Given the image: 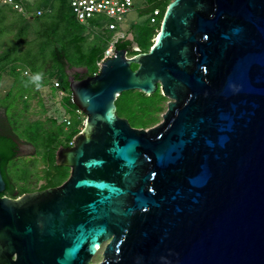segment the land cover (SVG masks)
Returning a JSON list of instances; mask_svg holds the SVG:
<instances>
[{
    "label": "water",
    "instance_id": "1",
    "mask_svg": "<svg viewBox=\"0 0 264 264\" xmlns=\"http://www.w3.org/2000/svg\"><path fill=\"white\" fill-rule=\"evenodd\" d=\"M70 85L68 179L1 195L0 164V264H264V0H172L149 51ZM137 89L170 98L157 126L118 113Z\"/></svg>",
    "mask_w": 264,
    "mask_h": 264
},
{
    "label": "trees",
    "instance_id": "2",
    "mask_svg": "<svg viewBox=\"0 0 264 264\" xmlns=\"http://www.w3.org/2000/svg\"><path fill=\"white\" fill-rule=\"evenodd\" d=\"M16 1L22 5V9L0 2V84L3 72L8 67L14 77L11 89L0 99V107L6 110V116H0V125L4 126L6 131H0V164L7 181V188L1 195L10 196H20L32 189L24 183L20 192L16 193L9 168L18 158L17 145L8 133H13L18 138L26 137L39 145L45 164L43 177L47 179L40 189L61 185L70 176L71 168L58 163L57 151L61 146H69L85 125L75 119L73 125L66 130L64 123H58L53 118L49 117L50 121L47 123L42 120H30L25 114L35 99L44 106V99L40 98V87L50 85L54 77L60 78L63 87L70 91L64 103L71 108H77L73 100L69 70L73 67L86 68L85 72H78L76 78L95 74L98 71L97 61L108 46L106 38L103 41L98 35L94 42H89V36L86 34L89 27L104 26L105 21L98 17L87 22L79 21L72 10L70 0ZM171 1L147 0V5L143 8L145 14L150 15L156 8L161 9V14L156 24L148 17L146 34H142L138 27L133 25L134 40L139 49H131L132 40L126 37L121 38L116 47L128 49L130 56L148 51L156 42L155 38L159 35L164 14ZM5 37L6 40L3 41ZM138 66L133 64L134 69ZM25 70H29V73L25 74ZM37 74L40 75V80L33 82V77ZM161 95V89L152 95L138 89L130 90L126 95L119 96V102H122L117 103L118 113L129 118L133 125L145 127L149 125L145 118L151 115L148 113L152 108L150 99L155 98L160 103Z\"/></svg>",
    "mask_w": 264,
    "mask_h": 264
},
{
    "label": "rangeland",
    "instance_id": "3",
    "mask_svg": "<svg viewBox=\"0 0 264 264\" xmlns=\"http://www.w3.org/2000/svg\"><path fill=\"white\" fill-rule=\"evenodd\" d=\"M30 1L37 2L38 0H30ZM0 2L4 3L3 0H0ZM146 5H147V0H136L134 8L131 9L130 12L126 14L122 19L118 20L119 28L116 31V34L120 35L122 32V34H125L126 38L132 39L135 42L133 25L137 26L142 34H146L147 25H148L147 20L148 17L150 16L145 14V11L143 9ZM86 34H88L89 36V42H94V40H96V37L99 35L101 38H103L102 39L103 41L106 38L109 44V41L115 35V31L109 30L105 26H95V27H89L88 30L86 31ZM157 37L155 38V41L157 40ZM4 40H6V37L3 39V41ZM132 49L133 50L139 49V45L137 43H133ZM80 68L83 71H86V68L83 67ZM13 80L14 77L10 72V67H8L3 72V77L0 84V99L9 92ZM40 89L44 94L51 92L48 84L40 87ZM128 91L130 90L124 91L121 95H126ZM161 93H162L161 99H159V102L161 100L160 103H158V100L155 98L150 99V104L152 108L149 110L148 113H150L151 115L145 118V121L149 122V125L145 126V128H151L157 126L158 124L164 121L163 113H166L168 110L170 98L167 95H165L162 90ZM120 102H122V100H120ZM120 102L118 98L117 103L119 104ZM51 104H53V109L51 111H46L44 110V106L42 107L39 101L35 99L32 101L31 107L26 112L25 115L30 120H42L48 123L50 121L49 116L51 113L55 112L57 114H61V108L59 107L58 102L57 104H55V102L54 103L52 102ZM21 106H23V104H21ZM67 128L68 127H66V130ZM44 169H45V164L42 161L41 152H38L36 156H22L17 158L14 161L13 165L9 168V172L12 175L14 185L16 186V193L18 194L20 192V190L22 189V185H24V183H27L31 187L32 191L39 190L47 182V179L43 177ZM24 170L28 171V173L25 172ZM110 241L111 240H107L102 244L100 250L93 257L94 262H98L103 259L104 252Z\"/></svg>",
    "mask_w": 264,
    "mask_h": 264
},
{
    "label": "built area",
    "instance_id": "4",
    "mask_svg": "<svg viewBox=\"0 0 264 264\" xmlns=\"http://www.w3.org/2000/svg\"><path fill=\"white\" fill-rule=\"evenodd\" d=\"M4 3L13 4L15 8L22 9V5L16 0H3ZM136 0H70L72 10L81 22H87L91 18L98 17L105 21L104 26L112 31H115V35L109 41V44L103 54V56L97 61L98 74L103 67V63L107 59L112 58L116 53V43L125 37V34L118 35L116 31L119 28L118 20L122 19L126 14L134 8ZM41 14V11L39 12ZM161 14V9L156 8L150 14V19L153 24L159 21V15ZM29 70H25V74H28ZM50 93L40 94V98L44 99V108L46 111H51L53 109V104H57L61 108V114L51 113L50 118H53L58 123H64L66 127H71L74 120L77 119L80 124L85 125L87 121V115L85 111L80 108H71L64 103L67 96L70 95V91L63 87V82L58 77L51 79ZM54 92V94H51ZM58 99V101H57ZM57 101V102H56ZM74 140L70 142L69 145H73Z\"/></svg>",
    "mask_w": 264,
    "mask_h": 264
},
{
    "label": "flooded vegetation",
    "instance_id": "5",
    "mask_svg": "<svg viewBox=\"0 0 264 264\" xmlns=\"http://www.w3.org/2000/svg\"><path fill=\"white\" fill-rule=\"evenodd\" d=\"M132 40V39H131ZM133 43H136V42H134L133 40H132V44ZM131 49H132V45H131V47H130ZM77 68V67H76ZM76 68L75 67H73V68H71V70H69V74H70V77H71V73L73 74L74 73V75H76L78 72H76ZM78 68H80V67H78ZM82 72H85V71H82ZM0 116H2V117H5L6 116V110H5V108L4 107H0ZM0 131L2 132V133H5L6 131H5V129H4V126H2V125H0ZM8 133V132H7ZM8 135L9 136H14V137H16V138H18L17 136H15L13 133H8ZM21 142H23V143H25V144H27V145H31V144H34L35 146H36V150H35V152H34V154H29L28 152V148L27 147H21V146H19L17 143H16V145H17V147H16V153H17V157L19 158V157H22V156H36L37 154H38V152H40V147H39V145L38 144H36V143H34L33 141H31V140H29L28 138H18ZM67 146V145H66ZM55 187V186H54ZM49 188V187H48ZM46 189V188H45ZM39 190H42V189H39ZM34 191H37V190H34ZM29 192H31V191H29ZM27 193V192H26ZM24 194V193H23ZM22 195V194H21ZM16 197V196H15Z\"/></svg>",
    "mask_w": 264,
    "mask_h": 264
},
{
    "label": "clouds",
    "instance_id": "6",
    "mask_svg": "<svg viewBox=\"0 0 264 264\" xmlns=\"http://www.w3.org/2000/svg\"><path fill=\"white\" fill-rule=\"evenodd\" d=\"M40 80V75L37 74L35 77H33V82H38ZM37 86L39 87V84L37 83Z\"/></svg>",
    "mask_w": 264,
    "mask_h": 264
},
{
    "label": "bare ground",
    "instance_id": "7",
    "mask_svg": "<svg viewBox=\"0 0 264 264\" xmlns=\"http://www.w3.org/2000/svg\"><path fill=\"white\" fill-rule=\"evenodd\" d=\"M102 247V245L100 246V248ZM100 248H99V250H100Z\"/></svg>",
    "mask_w": 264,
    "mask_h": 264
}]
</instances>
